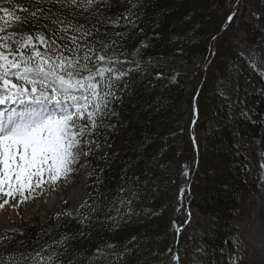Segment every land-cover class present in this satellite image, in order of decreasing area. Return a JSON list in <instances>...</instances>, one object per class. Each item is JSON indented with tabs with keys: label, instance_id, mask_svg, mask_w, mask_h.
Masks as SVG:
<instances>
[{
	"label": "trees",
	"instance_id": "obj_1",
	"mask_svg": "<svg viewBox=\"0 0 264 264\" xmlns=\"http://www.w3.org/2000/svg\"><path fill=\"white\" fill-rule=\"evenodd\" d=\"M229 1L122 0L113 19L108 0L10 1L3 14L45 40L11 60L24 63L39 50L83 65L87 55L116 71L98 88L112 93L96 116L101 126L87 122V191L78 216L63 205L38 225L23 222L0 237L4 264H198L201 240L218 256L232 246L231 221L248 176L239 146L264 127V76L239 46L262 38L253 16L264 22V0H242V16L240 2L229 9ZM65 46L76 51H61ZM223 81L232 93L255 89L250 113L233 112ZM184 168L189 180L176 210ZM202 218L210 225L203 235Z\"/></svg>",
	"mask_w": 264,
	"mask_h": 264
},
{
	"label": "snow or ice",
	"instance_id": "obj_2",
	"mask_svg": "<svg viewBox=\"0 0 264 264\" xmlns=\"http://www.w3.org/2000/svg\"><path fill=\"white\" fill-rule=\"evenodd\" d=\"M93 2L87 0L89 5ZM31 15L35 16L36 13ZM5 30L0 27V32ZM39 39L44 43L42 36ZM72 39L75 41L76 38ZM0 40H12L19 45L14 49L0 44V48L7 47L8 51V55L0 52V105L26 106L20 112L13 109L7 116L0 112V197L7 198L0 203V210H3L5 206L15 207L11 202L16 201L18 196L22 198L18 203H24L26 192L43 188L44 184L55 185L61 178L66 179L72 173V165L79 159L77 149L82 147L81 140L89 126L87 122L91 121L92 128L101 126L96 123V116L101 106L107 107L106 97L112 95L110 92L101 95L98 88L105 79H113L108 74L114 73L116 69L110 66L98 67L96 61L87 55L83 57V65L67 57L59 58L60 62L53 65L49 63L50 57L43 58L39 51H35L24 60L23 71H13L20 69L21 65L15 62V58L9 60V55L19 52L23 57L25 49L34 47L32 37L22 36L16 40L14 34H9L6 37L0 36ZM53 45L48 46V51L53 50ZM61 51L75 52L76 49H67L65 46ZM34 58L41 59L36 67H29L28 64ZM97 60L104 62L105 57L98 56ZM89 64L92 67H88ZM111 64L109 59L107 65ZM44 65H48V70H45ZM74 65H78L76 76L81 71L89 74L74 79V72L69 70ZM57 68L63 74L57 73ZM21 80L23 84L14 82ZM24 85H31L30 91ZM76 92L80 95H75ZM93 104L94 110L88 111ZM80 121L85 123L81 124ZM46 175L48 179H45ZM0 264H4L2 257Z\"/></svg>",
	"mask_w": 264,
	"mask_h": 264
},
{
	"label": "rangeland",
	"instance_id": "obj_3",
	"mask_svg": "<svg viewBox=\"0 0 264 264\" xmlns=\"http://www.w3.org/2000/svg\"><path fill=\"white\" fill-rule=\"evenodd\" d=\"M10 1L11 0H0V27L6 29L0 32V36L6 37L9 36V34H14L19 38L22 36H31L32 45H34V47L44 45L45 40L44 43H42L39 39V37H43L39 29L32 31L33 29L25 26L21 18L16 19L14 15L3 14L4 10H9ZM121 1L122 0H108V5L114 7V12L109 15L110 19H113L117 14L116 11ZM238 1L240 2V11L238 14L242 16L243 3L242 0H237L235 5L238 4ZM232 4H234V0L228 2L229 9ZM253 18L255 24L262 30V38L256 39L251 46L247 45L245 42L241 43L239 46L240 54L253 63L256 69L264 76V22L260 20L259 14H255ZM228 33L231 35L234 33V30H230ZM229 38H232V36ZM3 42L4 40H0V44H3ZM3 49L4 48H0V52H4ZM4 54L8 55L7 52H4ZM50 56L51 62L49 63L53 65L59 63L56 62V60H59L60 56L53 54ZM42 57L48 58L47 55H43ZM20 65V69H13V71H23L25 64L20 63ZM56 71L59 74H63L59 68H57ZM71 71L75 72L73 68ZM88 74V72L79 73V76L74 75V79L87 76ZM14 82L23 84L22 80ZM24 86L30 87L31 85ZM220 86L223 92L228 93H226V95H229L230 92L232 93L231 89L232 87L234 88L230 81H223ZM253 92H255L254 88H251L247 93L233 92L231 94L233 112L242 110L245 113H250L253 105L250 95ZM37 94H39V92ZM74 94L80 95L79 92ZM7 106H9V104L4 105L3 108L0 109V112H3L5 116L13 109L20 112L26 107L19 104H11L10 108H7ZM85 135L86 132L81 140L82 147L77 149L79 152L78 162L72 165L73 171L66 179L61 178L55 185L44 184L43 188H34L31 193H25V197L27 198L26 202L18 203V201L22 199L18 196L16 201L11 202L15 207L5 206L3 210H0V237L5 236L12 230L20 228L25 221L34 225L40 224L50 212H57L63 205H67L73 216H78V210L85 199L87 191L86 179L88 167L84 154V150L86 149V144L84 143ZM239 149H241L247 157L248 176L245 181L246 184L239 192L237 206L238 216L231 221L233 233L229 239L232 246L228 249L221 250L222 254L218 256L214 253L213 248L201 240V242H199L200 249L198 250L201 253L195 260L198 264H225L228 260L236 262L237 264H264V127L257 139L246 146L240 145ZM181 177L175 200L176 210H179L182 206V198L188 185L189 177L185 168ZM45 179H48L47 175ZM4 199L7 198L0 197V203H3ZM198 227L201 235H203L208 231L210 225L205 218H202L200 219Z\"/></svg>",
	"mask_w": 264,
	"mask_h": 264
},
{
	"label": "bare ground",
	"instance_id": "obj_4",
	"mask_svg": "<svg viewBox=\"0 0 264 264\" xmlns=\"http://www.w3.org/2000/svg\"><path fill=\"white\" fill-rule=\"evenodd\" d=\"M231 16H232V14L230 15V17H231ZM230 17H228V19H227V21H226L227 23L229 22V20H230Z\"/></svg>",
	"mask_w": 264,
	"mask_h": 264
}]
</instances>
